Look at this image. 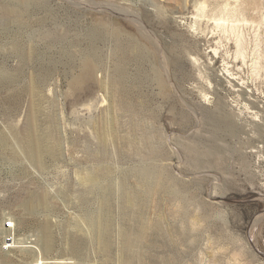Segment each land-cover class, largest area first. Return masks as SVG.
<instances>
[{"label": "rangeland", "instance_id": "rangeland-1", "mask_svg": "<svg viewBox=\"0 0 264 264\" xmlns=\"http://www.w3.org/2000/svg\"><path fill=\"white\" fill-rule=\"evenodd\" d=\"M21 238L264 264V0H0V264Z\"/></svg>", "mask_w": 264, "mask_h": 264}, {"label": "bare ground", "instance_id": "bare-ground-1", "mask_svg": "<svg viewBox=\"0 0 264 264\" xmlns=\"http://www.w3.org/2000/svg\"><path fill=\"white\" fill-rule=\"evenodd\" d=\"M6 222H7V220H6ZM14 223V222H13ZM14 226V225H13ZM7 226H6V224H5V228H6ZM6 231H9V230H7L6 229ZM103 233L106 235V237H107V233H108V224L107 225H105V227L103 228ZM22 240H20L19 242L20 243H18V245H16L15 244V242L16 241H14V243H11L10 245H8V246H18V247H21V248H23V249H28V250H30V251H33V252H35V254H34V260H36V262H38V263H36V264H41V263H43V264H48V263H50L51 261L50 260H47V259H45V257H44V255L42 254V251H41V248H40V244H39V241H37L36 240V238H34V239H32V241L30 240H26L25 238H21ZM31 242V243H30ZM107 244H108V241H107ZM51 245H52V242H51V240L48 238L47 240H46V247L47 248H50L51 247Z\"/></svg>", "mask_w": 264, "mask_h": 264}, {"label": "built area", "instance_id": "built-area-1", "mask_svg": "<svg viewBox=\"0 0 264 264\" xmlns=\"http://www.w3.org/2000/svg\"><path fill=\"white\" fill-rule=\"evenodd\" d=\"M6 226L7 227H13V222L12 221H7Z\"/></svg>", "mask_w": 264, "mask_h": 264}]
</instances>
